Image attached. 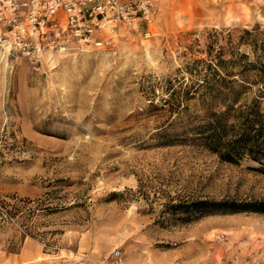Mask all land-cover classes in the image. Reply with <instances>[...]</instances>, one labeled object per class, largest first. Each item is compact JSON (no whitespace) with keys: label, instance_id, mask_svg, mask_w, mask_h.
<instances>
[{"label":"rangeland","instance_id":"1","mask_svg":"<svg viewBox=\"0 0 264 264\" xmlns=\"http://www.w3.org/2000/svg\"><path fill=\"white\" fill-rule=\"evenodd\" d=\"M103 33L110 47L0 61V198L17 208L0 221V264H112L114 249L119 264L264 261L262 213L180 222L163 211L264 200V174L202 145L197 95L160 100L217 57L226 81L240 83L241 64H227L239 54L264 68V0H156L149 23ZM257 73L237 101L264 111Z\"/></svg>","mask_w":264,"mask_h":264},{"label":"trees","instance_id":"2","mask_svg":"<svg viewBox=\"0 0 264 264\" xmlns=\"http://www.w3.org/2000/svg\"><path fill=\"white\" fill-rule=\"evenodd\" d=\"M244 59H247L245 54H239L235 59H227L229 65L241 64L237 71L240 83L236 80H225L219 69H222V60L217 57L215 63L203 62L202 69L197 70L199 80L193 84L178 83L176 90L181 92L179 97L177 92L171 90L160 100L166 103L171 99L187 100L197 95L202 114L196 117L203 120L202 124L197 125V133L200 135L202 145L222 161L237 163L243 158L249 159L258 165L253 169L264 174V111L260 110L255 99L248 103L237 101L241 90L245 88L242 79L245 78L244 73L248 69L257 70L256 76L261 82V87L264 88V79H262L264 68L260 65L256 67L254 62L244 61ZM241 61L243 63H239ZM229 73L227 71L224 75L227 74L228 77ZM187 92L191 94L188 95ZM216 97L227 99V103H224L221 109H214L212 106ZM183 108L184 106L182 109L175 107V115L182 113L185 109ZM16 209L15 204L7 203L0 198V221H6L7 218L12 217ZM163 211L176 216V220L180 222L216 213L264 214V200H177L163 204Z\"/></svg>","mask_w":264,"mask_h":264},{"label":"built area","instance_id":"3","mask_svg":"<svg viewBox=\"0 0 264 264\" xmlns=\"http://www.w3.org/2000/svg\"><path fill=\"white\" fill-rule=\"evenodd\" d=\"M155 11L156 0H0V61L24 57L36 63L47 52L110 47L105 29L149 23ZM110 259L119 264L118 250Z\"/></svg>","mask_w":264,"mask_h":264},{"label":"bare ground","instance_id":"4","mask_svg":"<svg viewBox=\"0 0 264 264\" xmlns=\"http://www.w3.org/2000/svg\"><path fill=\"white\" fill-rule=\"evenodd\" d=\"M42 55H43V54H42ZM42 55H41V56H42Z\"/></svg>","mask_w":264,"mask_h":264}]
</instances>
